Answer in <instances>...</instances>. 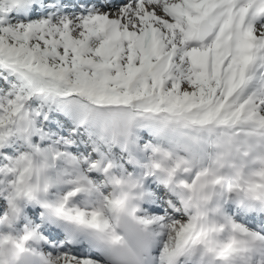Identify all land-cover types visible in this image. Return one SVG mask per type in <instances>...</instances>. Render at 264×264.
Returning a JSON list of instances; mask_svg holds the SVG:
<instances>
[{"label": "snow or ice", "instance_id": "snow-or-ice-1", "mask_svg": "<svg viewBox=\"0 0 264 264\" xmlns=\"http://www.w3.org/2000/svg\"><path fill=\"white\" fill-rule=\"evenodd\" d=\"M0 264H264V0H0Z\"/></svg>", "mask_w": 264, "mask_h": 264}]
</instances>
